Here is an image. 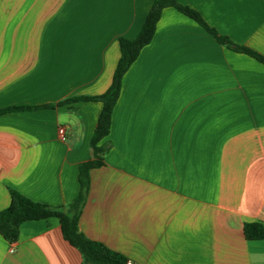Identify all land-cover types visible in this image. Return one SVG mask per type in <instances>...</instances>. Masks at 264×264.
Segmentation results:
<instances>
[{
    "label": "crops",
    "instance_id": "1",
    "mask_svg": "<svg viewBox=\"0 0 264 264\" xmlns=\"http://www.w3.org/2000/svg\"><path fill=\"white\" fill-rule=\"evenodd\" d=\"M177 1L264 56V0ZM153 3L0 0V110L33 107L0 113V211L10 190L53 207L79 196L103 102L58 104L108 90L120 39L136 38ZM107 141L80 215L87 237L133 264H264V239L244 234L264 227V64L166 8ZM0 264L83 258L52 217L23 223L13 243L0 234Z\"/></svg>",
    "mask_w": 264,
    "mask_h": 264
},
{
    "label": "trees",
    "instance_id": "2",
    "mask_svg": "<svg viewBox=\"0 0 264 264\" xmlns=\"http://www.w3.org/2000/svg\"><path fill=\"white\" fill-rule=\"evenodd\" d=\"M166 8H175L182 14L196 21L200 26L213 34L220 43L230 49L244 53L264 64V56L255 50L233 43L225 36L209 27L202 16L194 9L184 6L177 0H154L151 10L139 34L134 39H120V60L114 72L113 80L108 90L99 96H78L66 99L58 105L80 101H101L103 109L92 137V158L80 165V194L67 208L53 207L29 199L21 193L10 190L11 203L0 211V234L10 243L19 239L20 227L27 221L46 220L52 217L60 220L64 239L75 247L83 258V264H126L128 259L123 254L107 247L104 243L90 239L80 230V215L86 201L90 185L91 171L105 165V156L110 148L107 138L110 135L114 107L119 99L125 74L138 59L145 46L150 44L155 36L158 22ZM44 107H48L44 106ZM33 107H13L0 110V113L16 110L32 109ZM38 108V107H36ZM244 234L248 240L264 239V227L253 222L244 225Z\"/></svg>",
    "mask_w": 264,
    "mask_h": 264
},
{
    "label": "built area",
    "instance_id": "3",
    "mask_svg": "<svg viewBox=\"0 0 264 264\" xmlns=\"http://www.w3.org/2000/svg\"><path fill=\"white\" fill-rule=\"evenodd\" d=\"M59 135H60V137H61L63 140L66 139V137H67V130H66L65 127H60V128H59ZM10 251H11V252H14V248L11 247V248H10ZM126 264H133V262H132L131 260H128Z\"/></svg>",
    "mask_w": 264,
    "mask_h": 264
}]
</instances>
